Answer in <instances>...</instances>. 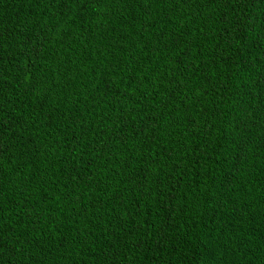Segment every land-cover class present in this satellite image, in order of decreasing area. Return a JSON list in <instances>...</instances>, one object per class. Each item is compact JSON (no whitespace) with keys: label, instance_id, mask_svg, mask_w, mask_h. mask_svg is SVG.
<instances>
[{"label":"trees","instance_id":"16d2710c","mask_svg":"<svg viewBox=\"0 0 264 264\" xmlns=\"http://www.w3.org/2000/svg\"><path fill=\"white\" fill-rule=\"evenodd\" d=\"M0 264H264V0H0Z\"/></svg>","mask_w":264,"mask_h":264}]
</instances>
